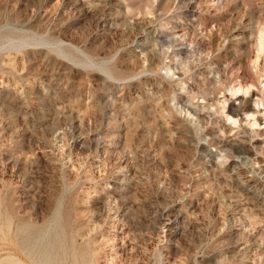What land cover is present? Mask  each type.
Returning a JSON list of instances; mask_svg holds the SVG:
<instances>
[{"label": "rangeland", "instance_id": "rangeland-1", "mask_svg": "<svg viewBox=\"0 0 264 264\" xmlns=\"http://www.w3.org/2000/svg\"><path fill=\"white\" fill-rule=\"evenodd\" d=\"M0 264H264V0H0Z\"/></svg>", "mask_w": 264, "mask_h": 264}]
</instances>
